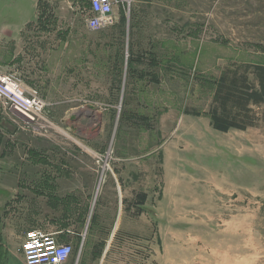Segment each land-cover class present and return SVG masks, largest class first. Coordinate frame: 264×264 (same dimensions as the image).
Segmentation results:
<instances>
[{
	"label": "rangeland",
	"instance_id": "obj_1",
	"mask_svg": "<svg viewBox=\"0 0 264 264\" xmlns=\"http://www.w3.org/2000/svg\"><path fill=\"white\" fill-rule=\"evenodd\" d=\"M115 12L91 31L89 0H0V69L45 102L30 125L0 100V264L32 229L72 236L68 264H264V103L209 119L222 72L264 66V0Z\"/></svg>",
	"mask_w": 264,
	"mask_h": 264
},
{
	"label": "built area",
	"instance_id": "obj_2",
	"mask_svg": "<svg viewBox=\"0 0 264 264\" xmlns=\"http://www.w3.org/2000/svg\"><path fill=\"white\" fill-rule=\"evenodd\" d=\"M123 0H89L90 16L85 19L87 29L100 31L115 21L114 8ZM0 100L18 113L28 124L45 121L42 114L45 102L34 88L27 86L15 72L0 69ZM56 232L26 231L20 245L24 264H68L71 245L62 243Z\"/></svg>",
	"mask_w": 264,
	"mask_h": 264
},
{
	"label": "trees",
	"instance_id": "obj_3",
	"mask_svg": "<svg viewBox=\"0 0 264 264\" xmlns=\"http://www.w3.org/2000/svg\"><path fill=\"white\" fill-rule=\"evenodd\" d=\"M255 81L250 82L246 69L226 70L217 79L209 113L211 127L222 133L230 129L245 130L253 126V107L264 103V66H254Z\"/></svg>",
	"mask_w": 264,
	"mask_h": 264
},
{
	"label": "crops",
	"instance_id": "obj_4",
	"mask_svg": "<svg viewBox=\"0 0 264 264\" xmlns=\"http://www.w3.org/2000/svg\"><path fill=\"white\" fill-rule=\"evenodd\" d=\"M114 16L116 18L115 8H114ZM56 233L58 234L57 238H58V240H60V242L68 243V244H70L71 241L73 242V240H72L73 237L72 236H66V234L65 233L62 234L63 232H61V231H56ZM63 235H65V236H63Z\"/></svg>",
	"mask_w": 264,
	"mask_h": 264
},
{
	"label": "water",
	"instance_id": "obj_5",
	"mask_svg": "<svg viewBox=\"0 0 264 264\" xmlns=\"http://www.w3.org/2000/svg\"><path fill=\"white\" fill-rule=\"evenodd\" d=\"M91 108V107H90Z\"/></svg>",
	"mask_w": 264,
	"mask_h": 264
}]
</instances>
